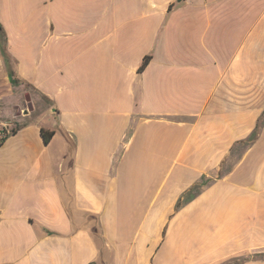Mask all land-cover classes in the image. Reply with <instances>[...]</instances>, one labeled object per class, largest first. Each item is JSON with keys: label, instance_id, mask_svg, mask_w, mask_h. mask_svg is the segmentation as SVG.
Masks as SVG:
<instances>
[{"label": "crops", "instance_id": "obj_1", "mask_svg": "<svg viewBox=\"0 0 264 264\" xmlns=\"http://www.w3.org/2000/svg\"><path fill=\"white\" fill-rule=\"evenodd\" d=\"M0 23L1 101L33 105L0 106V264H264V0H0Z\"/></svg>", "mask_w": 264, "mask_h": 264}, {"label": "rangeland", "instance_id": "obj_2", "mask_svg": "<svg viewBox=\"0 0 264 264\" xmlns=\"http://www.w3.org/2000/svg\"><path fill=\"white\" fill-rule=\"evenodd\" d=\"M28 95L31 97L30 93L27 92L26 94H24L22 97H21V93L19 94H16V95H11V97H6L4 101H1L2 103V107H3V110H7L9 108L12 109V103H15L17 105H21V102L24 100L25 102V105L26 107L28 106L27 104V98H28ZM35 103V101H34ZM34 110H33V113H32V116L34 117H42L44 115V107L40 104H38L37 102L34 104Z\"/></svg>", "mask_w": 264, "mask_h": 264}, {"label": "trees", "instance_id": "obj_3", "mask_svg": "<svg viewBox=\"0 0 264 264\" xmlns=\"http://www.w3.org/2000/svg\"><path fill=\"white\" fill-rule=\"evenodd\" d=\"M0 39H1L3 51L7 55L6 48H5L6 37H5V32H4V29L1 23H0ZM149 60H150V56H147L144 58V61L140 67L141 70L146 67V65L149 63ZM53 133H54L53 131H47L44 128L42 129V135L46 143H49V141L51 140V137L53 136Z\"/></svg>", "mask_w": 264, "mask_h": 264}, {"label": "built area", "instance_id": "obj_4", "mask_svg": "<svg viewBox=\"0 0 264 264\" xmlns=\"http://www.w3.org/2000/svg\"><path fill=\"white\" fill-rule=\"evenodd\" d=\"M1 106V97H0ZM17 127V122L13 119L7 118L1 114L0 110V138H5L9 133L13 132Z\"/></svg>", "mask_w": 264, "mask_h": 264}, {"label": "water", "instance_id": "obj_5", "mask_svg": "<svg viewBox=\"0 0 264 264\" xmlns=\"http://www.w3.org/2000/svg\"><path fill=\"white\" fill-rule=\"evenodd\" d=\"M30 101H31V97L28 95L27 102H29V105H28V108H29V109L33 108V105L31 104ZM28 108H27V109H28Z\"/></svg>", "mask_w": 264, "mask_h": 264}]
</instances>
